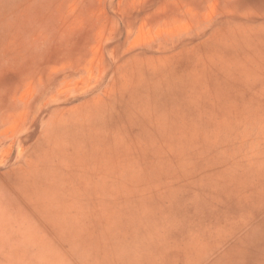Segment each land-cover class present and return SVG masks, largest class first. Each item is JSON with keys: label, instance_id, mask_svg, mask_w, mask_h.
Masks as SVG:
<instances>
[{"label": "rangeland", "instance_id": "rangeland-1", "mask_svg": "<svg viewBox=\"0 0 264 264\" xmlns=\"http://www.w3.org/2000/svg\"><path fill=\"white\" fill-rule=\"evenodd\" d=\"M0 264H264V0H0Z\"/></svg>", "mask_w": 264, "mask_h": 264}]
</instances>
